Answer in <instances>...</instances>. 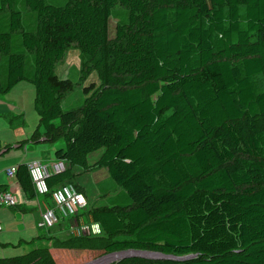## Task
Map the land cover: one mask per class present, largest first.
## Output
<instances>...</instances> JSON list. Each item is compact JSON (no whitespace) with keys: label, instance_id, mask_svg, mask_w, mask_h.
Here are the masks:
<instances>
[{"label":"trees","instance_id":"16d2710c","mask_svg":"<svg viewBox=\"0 0 264 264\" xmlns=\"http://www.w3.org/2000/svg\"><path fill=\"white\" fill-rule=\"evenodd\" d=\"M69 44L100 83L77 113L62 109L54 82ZM20 82L33 86L43 130L32 139L62 141L54 156L67 167L48 187L81 168L105 169L121 190L88 215L106 237H125L122 247L53 238L50 251L148 249L196 256L181 264H264V0H0V95ZM15 180L35 197L25 164ZM44 255L0 264H41Z\"/></svg>","mask_w":264,"mask_h":264},{"label":"rangeland","instance_id":"374dc122","mask_svg":"<svg viewBox=\"0 0 264 264\" xmlns=\"http://www.w3.org/2000/svg\"><path fill=\"white\" fill-rule=\"evenodd\" d=\"M49 4L62 5L64 0H46ZM120 14L122 10L116 8ZM115 18L109 21V38L115 37ZM84 61L79 49L75 44H69L60 62L55 65L54 82L59 85L62 92L61 107L63 110L79 111L83 101L89 97L100 85L98 73L93 69H88L83 65ZM262 84V78L258 77ZM34 89L28 82L18 83L9 93L0 95V150L5 151L0 155V174L4 176L5 171L12 168L17 162L24 160L27 163L42 161L44 157L53 161V152L58 149V142L55 143H32V135L35 131L42 134L43 130L39 124V119L33 109ZM8 111V112H7ZM1 112L5 114H1ZM16 146H19L16 148ZM99 152L88 156L87 161L91 164L98 158ZM7 176V175H6ZM8 178V177H7ZM82 193L85 198L86 208L84 212L77 216V222L68 224L67 227L59 225L49 231L43 232L36 228V214L23 212L19 209L0 207V260L13 259L27 253L30 249L42 250L45 255L41 264H51L50 254L56 264H89L92 261L108 254L117 253L129 248H109L102 252L88 254V252H55L50 251L51 239L55 238L60 242L72 239L75 240L86 237L85 243L78 242L77 245L89 246L92 248H102L109 244H119L125 237L117 236L108 238L101 232L95 234L90 226L92 222L89 212L98 209H108L111 207L110 201L121 195L120 188L116 187L109 179L105 169H91L88 171L74 169L72 178L67 182ZM50 205H47L49 207ZM38 212V211H37ZM64 221V219L62 220ZM72 227L73 229H71ZM87 227L83 234L74 233L75 228ZM41 235V241L33 243V239ZM90 242H87L89 241ZM59 242V243H60ZM76 245V246H77ZM122 247V246H121ZM144 251L151 252L148 249ZM159 252V251H158ZM174 257H185L189 255H172ZM102 262L99 264H107ZM121 263V262H119ZM113 262L111 264H119ZM182 262L169 260H143V264H181Z\"/></svg>","mask_w":264,"mask_h":264},{"label":"built area","instance_id":"2783aa9c","mask_svg":"<svg viewBox=\"0 0 264 264\" xmlns=\"http://www.w3.org/2000/svg\"><path fill=\"white\" fill-rule=\"evenodd\" d=\"M66 167L64 161L57 159L49 163H29L26 165L34 196L51 202V206H44L36 221V228L43 232L57 227L63 219L66 220L78 216L86 208L84 196L72 185L60 184L51 188L47 185L46 179L49 176L62 174ZM5 173L9 179L15 178L16 167L6 170ZM18 204L19 198L15 192L0 190V207L15 208ZM93 225L97 224L92 223L90 226L92 231ZM86 228H75L74 233L81 235ZM71 229L73 228L71 227ZM93 232L98 235L101 233V228L99 227L98 231Z\"/></svg>","mask_w":264,"mask_h":264},{"label":"crops","instance_id":"0c3cea01","mask_svg":"<svg viewBox=\"0 0 264 264\" xmlns=\"http://www.w3.org/2000/svg\"><path fill=\"white\" fill-rule=\"evenodd\" d=\"M0 107H2V106H0ZM1 114H5V113L1 112ZM31 142L32 143H42V142H46V143L51 144L50 142H47L44 139L43 136H41L38 140H33L32 139ZM58 143L60 144V141H58ZM0 146H1V144H0ZM17 147H19V146H16V148ZM61 147H62V145L60 144L58 148H61ZM4 152L5 151L0 150V155L3 154ZM54 152H55V150H54ZM54 152H53V161L56 160V158L54 156ZM49 162H51V161H49V159H47L46 157H44L42 161H35L33 163H49ZM18 164H25V165H27L29 163L25 162L24 160H21V161L17 162L15 165H13L12 167H16ZM74 169L82 170L81 168H74ZM0 185H6V190L7 191H13V192H15L17 194L18 198H19V204H18V206H16L15 208H10V209H19L20 211H22V214H23V212H31V213H34V214H36V219H35L36 221H37V219L39 217V214L43 211L44 206H47V205H50L51 206V202L49 200H47V199L41 200V199H38L36 197L29 199L23 193V191L20 189V187L18 186L17 181L15 180V178L9 179V178H7L6 175L4 176L3 174H0ZM79 218L80 217H78V219ZM68 224H69L68 219L61 222V225L65 226V227H67ZM38 237H41V235L37 236L36 238H38ZM35 239H33V241ZM40 241H38L36 243L38 244ZM32 250L33 249H30L28 252H30Z\"/></svg>","mask_w":264,"mask_h":264},{"label":"water","instance_id":"95a60500","mask_svg":"<svg viewBox=\"0 0 264 264\" xmlns=\"http://www.w3.org/2000/svg\"><path fill=\"white\" fill-rule=\"evenodd\" d=\"M111 261L107 262V264H111L113 262L119 263L123 260L126 259H131V258H136V259H141V260H169V261H176V262H186L188 260H191L193 258H195V255H189V256H185V257H174L172 255H163L161 253H157V252H147V251H143V250H126V251H121V252H117V253H112V254H108L105 255L103 257H100L94 261H92L89 264H94L97 263L99 261H103L107 258H113Z\"/></svg>","mask_w":264,"mask_h":264},{"label":"bare ground","instance_id":"6f19581e","mask_svg":"<svg viewBox=\"0 0 264 264\" xmlns=\"http://www.w3.org/2000/svg\"><path fill=\"white\" fill-rule=\"evenodd\" d=\"M112 259H114V257L113 258H107V259H105L103 261H99V262L94 263V264H99V263H102V262L111 261Z\"/></svg>","mask_w":264,"mask_h":264},{"label":"clouds","instance_id":"9594fccd","mask_svg":"<svg viewBox=\"0 0 264 264\" xmlns=\"http://www.w3.org/2000/svg\"><path fill=\"white\" fill-rule=\"evenodd\" d=\"M99 230V225H93V231H98Z\"/></svg>","mask_w":264,"mask_h":264}]
</instances>
